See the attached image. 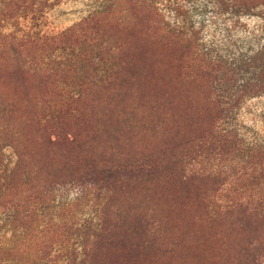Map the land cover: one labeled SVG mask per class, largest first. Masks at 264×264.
<instances>
[{"label": "rangeland", "instance_id": "374dc122", "mask_svg": "<svg viewBox=\"0 0 264 264\" xmlns=\"http://www.w3.org/2000/svg\"><path fill=\"white\" fill-rule=\"evenodd\" d=\"M128 1L0 0V107L7 111L10 122L27 140L25 153L30 154L34 162L45 165L44 161L52 159L51 169L61 170L64 160L75 161L76 154H65L62 147L46 152L48 137L56 139L59 131L56 125L59 126L62 117L67 118L63 121V135L82 142L87 157L92 155L100 160L112 158V154L116 160L117 155L135 160L152 157L176 141L167 134L172 125L163 124L164 115L151 111L135 96L138 90L135 87L141 84L137 80L144 81L147 69H142L138 78L136 73L131 75L132 68L140 69L137 65L139 50L150 52L164 48L170 51L159 41L153 26L154 14L157 12L164 22L172 23L176 18L174 10H165V4L162 10L155 12L128 10L125 8ZM184 11L186 14L179 20L199 26L203 40L208 43L212 39L218 43L231 40L229 51L232 54L264 44L262 16H243L233 23L234 18L217 17L215 11ZM24 62L28 65L22 68ZM197 68L194 65L191 72ZM43 72L56 76L48 78ZM79 93L81 96L77 99ZM77 113L83 118L70 120ZM17 127L0 125V187L8 182L11 176L8 172L16 162V151L9 145L20 139ZM117 127L123 129L118 131ZM97 128L102 129L103 135L99 133L93 138L92 132ZM218 130L231 132L240 142L231 144L230 154L234 155V164H239L231 165L229 171L233 172L232 182L237 192L229 193L228 187L226 191L237 197L252 192L258 196L257 180L249 181L237 175L243 171L242 157L246 152H264V96L245 102L235 111L234 120L218 126ZM77 155L84 157L85 152ZM198 161H192V169L208 171L214 164L212 157L204 155ZM17 167L16 172L12 171L14 184L20 173ZM65 167L74 169L72 164ZM30 179L33 180L31 174H22L24 190ZM153 186L154 183L148 193L140 192L138 187L129 189L137 200L136 213L126 205L124 192H111L116 213L113 220L118 223L119 236H126L128 240L132 237V223L135 225L140 220L143 206L151 219L147 249L132 257L128 264H224L225 260L230 264L246 236L238 232V213L216 215L227 206V192L221 189L204 202L203 196L212 192L208 190L218 187L200 179L182 184L172 181L166 184L170 196L165 199L158 196L162 190L155 191L156 202L150 192ZM55 193L56 200L51 202L49 198L33 207L37 212L32 226L37 236H45L47 227L42 226L74 224L64 243L54 249L56 253L69 252L100 224V194L88 183L69 184ZM149 195L152 196L147 198ZM142 198L147 200L143 202ZM26 209L22 206L20 213L7 224H0V249L4 252L15 246L27 230ZM127 218L130 222L125 223ZM134 227L138 229L139 224ZM254 227L255 223L251 229ZM0 264L17 263L0 256Z\"/></svg>", "mask_w": 264, "mask_h": 264}, {"label": "trees", "instance_id": "16d2710c", "mask_svg": "<svg viewBox=\"0 0 264 264\" xmlns=\"http://www.w3.org/2000/svg\"><path fill=\"white\" fill-rule=\"evenodd\" d=\"M163 4L165 10H174L176 18L172 23L164 22L161 15L155 12L162 10ZM126 7L128 10L154 11V29L162 45L170 50H139L137 65L140 69L132 68L131 75L133 77V73H136L138 78L141 70L147 69L144 81L137 80L141 84L135 87L138 89L135 96L151 111L160 116L164 115L163 124L170 125V122L172 125L167 134L176 141L172 146L164 148L161 154H153L152 157L135 160L117 155L119 159L116 160L112 154V158L100 160L92 155L87 157L88 153L84 151L82 142L80 144L74 138L63 135V121L66 122L67 118L62 117L59 126L56 125L59 129L56 139L51 140L48 137L46 152L51 153L50 148L62 147L65 154H76V159L64 160V167L56 170L51 169L52 159L44 161L47 165L45 167L40 162H34L32 156L25 153L27 140L19 128L10 122L7 111L0 107V125L17 127L15 129L20 136L18 143L9 145L16 151L17 158L8 172L11 174L8 182L0 187V224H7L10 218L20 213L22 206L27 207L25 219H29L27 230L18 238V243L8 248V252L0 249V256L8 258L12 263L27 264L29 260L30 264H128L132 257L147 249L151 219L148 209L144 208L142 203L144 212L135 223L139 224V228L136 229L132 223V237L129 240L126 236H119L116 232L118 223L113 220L116 213L111 192H124L126 205L132 212H135L134 204L137 201L136 197L129 193L132 187H138L140 192L148 193L154 183L150 192L156 202L155 191L162 190L161 195H158L162 198L167 199L170 196L166 184L172 181L182 184L200 179L218 187L208 190L212 192L203 196L204 202H208L211 196L221 189L224 193L227 192L226 187L229 193L232 190L237 192L232 182L233 172L229 171L233 165L239 164H234V155L230 154L233 151L231 144L240 142L231 132L218 130V126L230 119L234 120L235 111L245 102L264 96V44L252 50L232 54L229 51L231 40L218 43L212 39L208 43L203 40L199 26L195 27L192 22L178 18L186 14L184 10L215 11L217 17H231V20L234 18L233 23L243 16L264 17V0H202L198 3H190L187 0H130L127 6L125 4ZM23 65L22 68L28 63L24 62ZM194 65L198 68L191 72ZM43 73L48 78L56 76ZM129 90L127 89L128 95ZM80 96L79 93L77 99ZM82 118L81 114H78L70 120L78 121ZM121 129L123 128L117 127L118 131ZM99 133L103 135L102 129H94L93 138ZM93 141L92 139L91 142ZM84 152V157H78L77 154ZM258 153H245L242 157L243 171L237 175L249 181L257 180L258 196L252 192L235 197L227 192V206L216 214L230 216L238 213V232L246 236L231 258L230 264H264V152ZM203 155L214 159L211 168L208 171L192 169V161L199 163L198 159ZM82 162L84 164H81ZM68 164H72L74 169L67 170L65 166ZM79 165L84 167L78 170ZM17 166L20 173L14 184L12 176ZM70 171L75 172L69 173ZM25 172L31 174L33 180H29V186L25 183L24 190L22 174ZM87 183L100 194V224L89 235L83 236L82 243L77 244L73 250L56 253L55 247L64 243L65 236L74 224L42 226L47 227V233L45 236H37L32 226L33 216L37 212L33 207L49 198L51 202L56 200L55 192L58 188L69 184ZM46 193L48 196H45ZM184 193L189 195L187 191ZM150 196L152 195L147 198ZM141 200L144 202L147 199ZM128 218L125 223L130 222ZM254 223L255 227L251 229ZM126 226L129 227L130 223ZM137 234L140 235L135 237ZM224 264L229 263L225 260Z\"/></svg>", "mask_w": 264, "mask_h": 264}]
</instances>
